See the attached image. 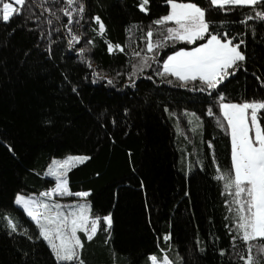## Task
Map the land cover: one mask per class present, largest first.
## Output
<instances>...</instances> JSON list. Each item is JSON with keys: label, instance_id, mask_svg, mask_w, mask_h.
<instances>
[{"label": "trees", "instance_id": "16d2710c", "mask_svg": "<svg viewBox=\"0 0 264 264\" xmlns=\"http://www.w3.org/2000/svg\"><path fill=\"white\" fill-rule=\"evenodd\" d=\"M138 2L86 0L89 14H99L106 24L103 36L86 27L94 44L82 41L76 46L91 47L86 53L91 68L68 48L66 37L53 46L56 59H47L45 45L35 46L39 31L30 30L36 22L29 21L26 14L7 24L0 22V264H25L21 250L29 253L27 264H53L46 243L33 244L19 233L9 235L3 218L18 219L30 233L37 232L35 222L14 204V197L51 187L55 181L45 178L43 171L53 158L69 153L93 157L69 172L72 191L91 189L88 199L93 212L113 215L111 239L105 243L107 235L100 231L86 242L87 264H149L148 255H160L161 248H167L173 259L179 253L184 264H243L230 260L231 237L225 227L229 212L224 201L231 197L222 195L223 181L215 179L217 165L221 170L230 168V136L216 126L215 117L207 115L211 98L146 79L138 81L139 91L133 92L122 87L123 75L115 86L101 79L92 82L93 72L113 77L117 71L130 70L129 49L109 53L108 41L127 44L130 23L148 25L150 18L166 12L164 0H151L148 14L136 7ZM197 2L208 5V0ZM33 6L39 15V4ZM245 11L248 9H237L234 14L216 10L212 18L239 21ZM234 28L249 32L240 23ZM262 37L264 27L259 28L258 36L244 37L250 57L248 71L242 69L225 82L230 99L240 102L264 97V86L252 75L257 71L264 78ZM72 85L77 86L78 94L72 92ZM165 104L175 115L163 110ZM125 107L130 109L128 115ZM185 109L195 111L200 123L190 124ZM214 112L218 115V109ZM101 113L108 121L106 129L97 119ZM113 116L116 125L111 124ZM46 119H52L54 125L46 124ZM209 140L214 145V159L213 150L207 147ZM169 232L173 239L166 242L163 236ZM197 239L201 247L207 246L206 252L197 250ZM237 244L244 250L241 241ZM220 248L228 249L229 254L221 257Z\"/></svg>", "mask_w": 264, "mask_h": 264}, {"label": "snow or ice", "instance_id": "6c2138e0", "mask_svg": "<svg viewBox=\"0 0 264 264\" xmlns=\"http://www.w3.org/2000/svg\"><path fill=\"white\" fill-rule=\"evenodd\" d=\"M36 3L39 4V15L33 6ZM150 4L151 0H139L136 7L148 14ZM164 4L167 6L165 14L150 18L148 25L141 21L130 23L126 28L129 33L127 44L107 42L109 53L117 49L124 52L126 47L129 49L130 70L126 73L117 71L113 77L93 72L92 82L101 79L115 86L117 79L123 75L126 79L122 87L133 92L139 91L138 81L146 79L156 85L174 86L211 98L207 115L215 117L216 126L230 136V168L221 170L217 165L215 177L223 181L222 195L231 197L224 201L229 212L225 217L228 221L225 227L231 237L230 260H240L243 264H264V97L237 102L229 98L225 85L242 69L248 71L250 57L244 37L258 36L259 28L264 27V0H208L207 7L201 6L197 0H164ZM245 8L248 11L239 21L212 18L216 10L234 14L237 9ZM25 14L29 21L36 22L35 28L30 30L39 31L40 39L35 46L45 45L47 59H56L53 46L66 37L68 48L74 49L89 68L93 67L86 55L92 51L91 47L76 46L82 41L85 45L94 44V38L88 37L86 27L103 36L106 24L99 14H89L86 0H2L0 22L7 24L14 17ZM236 23L246 26L249 32L235 31ZM93 24L98 28H93ZM180 43L184 46L177 48ZM261 43H264V37ZM68 55L71 58L72 53ZM260 68L264 69V64ZM252 75L264 86V78L257 71H253ZM68 83L71 84V81ZM72 92L78 94L77 86L72 85ZM145 103H148L147 99ZM214 108L218 109V115ZM163 110L175 115L167 104L163 105ZM124 113L128 115L130 109L125 107ZM185 115L200 120L195 111L189 114L185 109ZM97 119L106 129L108 121L104 119V114L101 113ZM45 123L54 125L52 119H46ZM116 123L113 116L111 124ZM106 135L111 136V133L106 131ZM112 139L114 142V137ZM8 147L14 151L11 145ZM207 147L213 150L214 159L215 149L211 140L207 141ZM92 158L89 154L53 158L45 175L54 178V184L39 194L17 193L14 197V204L35 222L38 231L30 233L18 219L6 215L3 219L8 234L27 236L33 244L46 243L53 264H87L83 258L85 243L92 241L100 231L106 233L107 243L113 226L111 212L104 215L93 212V204L88 199L91 189L73 192L70 186L69 172ZM69 197L76 199L64 202ZM172 239L170 232L163 236L166 242ZM237 241L243 243L244 250L240 249ZM195 243L199 252H206V245L201 247L198 239ZM168 251L161 248L160 255L149 254V264H184L183 256L177 253L173 259ZM21 254L27 264L29 253L21 250ZM227 254L228 249H219L221 257Z\"/></svg>", "mask_w": 264, "mask_h": 264}, {"label": "rangeland", "instance_id": "374dc122", "mask_svg": "<svg viewBox=\"0 0 264 264\" xmlns=\"http://www.w3.org/2000/svg\"><path fill=\"white\" fill-rule=\"evenodd\" d=\"M0 6H2V0H0ZM189 114L192 112V111H187ZM184 114H185V111H184ZM186 118H187V121L189 122L190 120L192 121V123H197L196 121H198V123H200L199 122V120H197L196 118H194V117H191L190 115H186ZM67 155H77V154H71V153H69V154H67ZM67 155H65L64 157H66ZM64 157H62V158H56V159H63ZM51 163V162H50ZM48 167V166H47ZM46 171H47V168L43 171V176L45 177V178H50V179H53L54 180V178H52V177H47L46 175H45V173H46ZM47 188H44V189H42V190H40V191H38V192H29V193H21V194H24V195H30V194H32V193H36V194H39V192H41V191H43V190H46ZM74 199H76L75 197H69V198H65V200H64V202H69V201H71V200H74ZM18 207H20V206H18ZM21 208V207H20ZM85 246H86V243H85ZM84 251H85V248H84V250H83V258L85 259V257H84Z\"/></svg>", "mask_w": 264, "mask_h": 264}]
</instances>
